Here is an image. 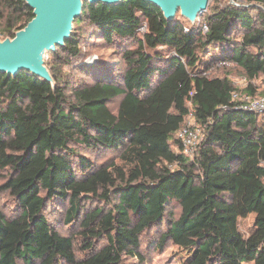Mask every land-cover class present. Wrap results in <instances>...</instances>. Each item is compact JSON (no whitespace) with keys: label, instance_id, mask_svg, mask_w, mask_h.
Returning <instances> with one entry per match:
<instances>
[{"label":"trees","instance_id":"1","mask_svg":"<svg viewBox=\"0 0 264 264\" xmlns=\"http://www.w3.org/2000/svg\"><path fill=\"white\" fill-rule=\"evenodd\" d=\"M34 18L26 0H0L1 41ZM182 18L145 0L85 2L70 39L46 54L52 82L0 73V194L14 202L11 215L0 208V264H146L153 231L160 248L191 250L187 264H264V112L233 98L256 97L251 85L213 75H264V0H213L195 23ZM94 40L120 64L90 63ZM190 114L203 131L193 157L178 136ZM68 205L81 258L49 220Z\"/></svg>","mask_w":264,"mask_h":264},{"label":"water","instance_id":"2","mask_svg":"<svg viewBox=\"0 0 264 264\" xmlns=\"http://www.w3.org/2000/svg\"><path fill=\"white\" fill-rule=\"evenodd\" d=\"M124 0H26L35 18L17 32L13 39L0 41V73L16 76L22 71L52 82L45 66V56L63 47L72 35L73 24L83 11L84 3L114 6ZM154 4L168 21L181 16L195 23L207 12L211 0H145ZM92 57L91 59H93Z\"/></svg>","mask_w":264,"mask_h":264},{"label":"rangeland","instance_id":"3","mask_svg":"<svg viewBox=\"0 0 264 264\" xmlns=\"http://www.w3.org/2000/svg\"><path fill=\"white\" fill-rule=\"evenodd\" d=\"M242 1V0H238ZM210 5L213 6V0H211ZM180 16V14L178 15ZM182 17V16H181ZM183 19V18H182ZM184 20V19H183ZM87 50L92 53H96L97 56H93L90 59V63L95 62L98 56H109V62H115V64H120L121 55L116 50L104 44L103 41H92L91 45L87 47ZM49 57L46 55L45 59ZM213 75L228 77L234 86L239 91H245L249 85L255 90L257 96L254 98H259L264 95V75H261L255 81L251 82L245 77V75L238 69L234 67H218L213 69ZM118 102L111 105V108L115 111L118 106ZM119 153L109 154L104 157H90V159L97 164L105 163L110 160H117ZM118 162V160H117ZM4 179L0 178V185L4 184ZM57 209L52 207L49 210V220L52 226L65 237H73L76 247V252L78 257H82L84 253L81 251L82 240L80 239V221L73 225H68L64 222V216L66 214L67 208ZM0 208L8 215L13 213L14 202L9 193L0 194ZM169 214L173 217H179L181 210L178 206L170 208ZM253 217L241 222V229L244 234H248L249 230L253 226ZM159 233L150 232L143 236L142 238V253L146 258V264H187L192 256V251L188 249L175 246L172 243H166L164 247L160 248L158 246ZM136 262L135 260H129L128 264ZM253 264V263H250Z\"/></svg>","mask_w":264,"mask_h":264},{"label":"built area","instance_id":"4","mask_svg":"<svg viewBox=\"0 0 264 264\" xmlns=\"http://www.w3.org/2000/svg\"><path fill=\"white\" fill-rule=\"evenodd\" d=\"M203 29L204 32L208 31L207 26H204ZM144 31L145 27L140 28V32ZM233 98L240 102L239 106L241 109H245L255 113L264 112V97L251 98L247 95L240 96L235 93L233 95ZM178 136L183 142L186 155L189 157H193L203 139V131L194 120L193 114H190V118L187 122V125L179 132Z\"/></svg>","mask_w":264,"mask_h":264}]
</instances>
